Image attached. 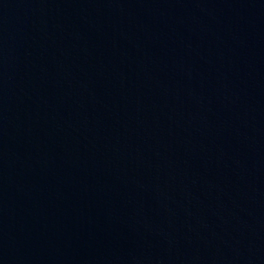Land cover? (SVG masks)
I'll return each mask as SVG.
<instances>
[{
    "label": "water",
    "instance_id": "95a60500",
    "mask_svg": "<svg viewBox=\"0 0 264 264\" xmlns=\"http://www.w3.org/2000/svg\"><path fill=\"white\" fill-rule=\"evenodd\" d=\"M0 264H264V0H0Z\"/></svg>",
    "mask_w": 264,
    "mask_h": 264
}]
</instances>
